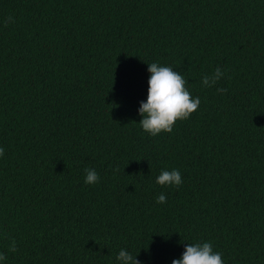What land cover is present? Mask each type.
Returning a JSON list of instances; mask_svg holds the SVG:
<instances>
[{"label":"trees","instance_id":"1","mask_svg":"<svg viewBox=\"0 0 264 264\" xmlns=\"http://www.w3.org/2000/svg\"><path fill=\"white\" fill-rule=\"evenodd\" d=\"M153 62L201 101L156 136ZM0 147V264H264V0H0Z\"/></svg>","mask_w":264,"mask_h":264},{"label":"clouds","instance_id":"2","mask_svg":"<svg viewBox=\"0 0 264 264\" xmlns=\"http://www.w3.org/2000/svg\"><path fill=\"white\" fill-rule=\"evenodd\" d=\"M151 73L148 84L147 101H141L139 113L142 119L139 121L142 128L156 136L161 132H171L178 120L188 119L195 112L201 101L199 97L193 98L186 87L187 80L170 66H161L153 62L149 64ZM224 75L223 71L217 67L212 74H205L201 83L204 87H211ZM224 92L226 89H217ZM4 148L0 147V156L4 155ZM85 183L95 184L99 181V174L93 168L85 169ZM160 185L179 186L182 181L181 173L178 169L171 171L162 170L157 177ZM157 203H166V195L161 193L157 197ZM17 250L13 240L9 251ZM6 256L0 254V261L5 260ZM119 264H141L137 255L133 256L126 249H121L116 257ZM172 264H224L222 253L215 251L211 242L188 243L182 257L174 259Z\"/></svg>","mask_w":264,"mask_h":264}]
</instances>
